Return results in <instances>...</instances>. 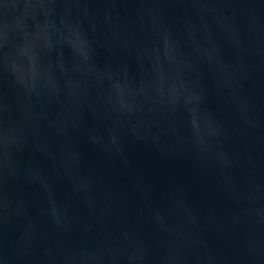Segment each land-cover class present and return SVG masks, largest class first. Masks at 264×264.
Returning <instances> with one entry per match:
<instances>
[{"label": "water", "instance_id": "water-1", "mask_svg": "<svg viewBox=\"0 0 264 264\" xmlns=\"http://www.w3.org/2000/svg\"><path fill=\"white\" fill-rule=\"evenodd\" d=\"M0 264H264V0H0Z\"/></svg>", "mask_w": 264, "mask_h": 264}]
</instances>
